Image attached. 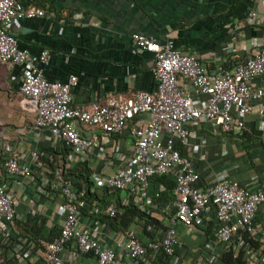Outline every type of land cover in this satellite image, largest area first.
<instances>
[{
  "label": "built area",
  "instance_id": "2783aa9c",
  "mask_svg": "<svg viewBox=\"0 0 264 264\" xmlns=\"http://www.w3.org/2000/svg\"><path fill=\"white\" fill-rule=\"evenodd\" d=\"M46 15L55 16L52 11L47 14L41 8L25 6L21 0H0V64L15 71L10 80L17 85V105L24 114L33 116L31 126L17 128V134L29 132L39 142L46 133L53 148L64 142L69 149L67 160L77 167L89 165L96 154L110 168L109 172L91 169L89 179L98 197L105 190L116 191L122 204L131 203L151 215L159 206L161 192L157 185L151 189L150 179L156 176L173 178L174 197L165 204L169 224L160 236L143 242L134 227L116 230L101 220L99 215L114 217L115 206L91 205L85 190L63 175L64 167L53 172L41 164L38 144L21 153L0 121V247L9 252L3 264H21L34 253L35 261L41 262L42 257L46 264H65L63 255L69 246L73 247V258L91 254L95 264H160L159 257L176 264L183 244L173 223L200 229L212 212L214 242L234 253L242 250L247 264H264V189L246 188L226 169L217 173L213 183L203 184L192 159L181 152L189 143L191 126L201 120L218 132L241 139L247 131L250 102L262 103L257 120L258 127L264 129V87L258 82L264 78V28L253 38L249 55L231 62L242 47L241 40L231 38L211 68L195 54L183 52L170 38L160 41L133 33L135 51L153 55L154 89L77 106L72 104L77 75L70 74L65 81L46 78L50 51L33 54L20 48L12 31L17 20ZM244 24L264 26V14L250 10ZM83 127L97 132L85 133ZM123 133L127 142L115 143L114 136ZM28 186L33 188V196L24 193ZM49 190L62 199L64 217L58 233L51 240L23 235L16 224L22 221L17 214L20 203L36 204L34 197ZM27 213L37 219L34 208ZM259 214L261 232L256 224ZM153 230L152 225L145 226V231ZM111 238L114 246L109 245ZM250 239L258 241L260 248L250 245Z\"/></svg>",
  "mask_w": 264,
  "mask_h": 264
},
{
  "label": "crops",
  "instance_id": "0c3cea01",
  "mask_svg": "<svg viewBox=\"0 0 264 264\" xmlns=\"http://www.w3.org/2000/svg\"><path fill=\"white\" fill-rule=\"evenodd\" d=\"M25 6H34L48 12L41 18H29L14 22L12 31L16 35L20 48L30 53H39L48 49L51 53L49 64L44 75L50 80L65 81L70 74H76L78 84L72 90V104L85 106L91 101H103L111 95L129 96L132 92L151 91L155 87L152 76L153 55L149 52H137L133 47L131 34L140 33L152 36L160 41L172 39L183 52L195 54L201 63L209 68L215 66L223 55L227 42L241 40V50L231 62L241 61L250 54L253 38L261 34L264 26H248L244 24L248 11L255 9L264 14V0H21ZM78 14L79 19L75 18ZM5 70L10 75L15 71ZM11 81V80H10ZM17 91V85L13 81ZM264 87V78L258 80ZM18 94V93H17ZM250 112L246 115V132L237 139L229 134L221 133L209 122H195L190 128L189 143L181 147V152L192 159L201 176L203 184L214 182L217 173L226 168L229 176L249 189H264V129H260L257 120L261 113L260 101L250 102ZM17 128H29L32 115L24 114L17 104ZM3 123V122H2ZM5 123V122H4ZM6 125V126H5ZM5 132L16 142L21 153H25L35 144L40 151L50 147L51 137L44 133L41 140L35 142L32 134H17L16 129L4 124ZM85 133L96 129L83 127ZM114 142L124 145L127 134L114 136ZM243 148L236 150L235 144ZM227 145H230L229 148ZM232 147H234L232 149ZM53 148V147H52ZM238 162V163H236ZM239 164V165H238ZM66 168L75 169L76 164L66 161ZM89 168L109 172L96 154L91 156ZM114 167V166H113ZM24 193L33 196V188L28 186ZM35 203L21 202L17 214L22 221L40 228L36 239L51 240L59 230L64 217L61 209V196L49 190V193L34 197ZM34 208L37 219L28 215V209ZM167 205H159L152 216L169 224ZM26 219V221H24ZM256 224L261 232L263 226L259 214ZM136 229L138 238L146 241V234L139 226ZM178 235L183 231L201 233L205 237V245L210 244L214 253L213 263L220 261L223 248L214 242V212L210 219L200 228H185L180 223H173ZM164 229V228H163ZM156 231L154 237L162 234ZM179 239H181L179 237ZM114 239L108 242L114 246ZM182 242V240H181ZM184 242H182L183 244ZM185 244V243H184ZM183 244V247H184ZM209 246V245H208ZM180 253H185L180 251ZM73 247L64 252L65 264H95L91 254H80L72 257ZM26 259L21 264H46ZM34 257V258H33ZM179 257V256H178ZM9 258L8 250L0 247V260ZM179 259V258H178ZM165 261H169L165 259ZM178 264V261L176 262ZM183 264V263H182Z\"/></svg>",
  "mask_w": 264,
  "mask_h": 264
},
{
  "label": "trees",
  "instance_id": "16d2710c",
  "mask_svg": "<svg viewBox=\"0 0 264 264\" xmlns=\"http://www.w3.org/2000/svg\"><path fill=\"white\" fill-rule=\"evenodd\" d=\"M41 150V149H40ZM69 149L64 142L58 144L55 148L47 147L42 149L40 161L46 168L51 171H55L57 167H64L63 175L70 178L76 186L85 190V197L91 205L99 206L104 208L108 204H113L116 209V215L112 218H108L104 215H99V218L103 221H107L114 229H126L130 225H139L142 230L150 237H154L156 231L163 229V223L157 220L152 215L145 214L140 211L136 206L131 203L122 204L118 192L111 191L108 193L105 190L102 197H98L92 190V182L90 181L91 169L87 164H81L75 169L66 168L65 164ZM151 189L154 185L161 188L160 198L158 200L159 205L169 203L174 197V180L171 176H156L150 179ZM23 235L26 233L32 236L39 235L40 228L35 224L30 225L29 223H16ZM153 226V232L145 231L146 225ZM250 245L254 248H260V243L253 239L248 240ZM222 264H247L243 259L242 250L238 253H234L232 250H223L220 257ZM160 264H169L162 257H159Z\"/></svg>",
  "mask_w": 264,
  "mask_h": 264
},
{
  "label": "rangeland",
  "instance_id": "374dc122",
  "mask_svg": "<svg viewBox=\"0 0 264 264\" xmlns=\"http://www.w3.org/2000/svg\"><path fill=\"white\" fill-rule=\"evenodd\" d=\"M18 94L14 84L5 75V70L0 66V121L3 124L11 126V129H16V118L18 113L15 104H17ZM5 122V123H4ZM6 126V125H5ZM230 145H227L229 148ZM236 150H241L243 146L238 143L234 145ZM234 147H232L233 149ZM238 163V162H236ZM239 165V164H238ZM224 169L229 171L228 167ZM229 173V172H228ZM178 234V233H177ZM179 236V235H178ZM184 242L182 251L178 259V264H212L213 263V251L210 246L205 245V237L201 233H189V231H183L179 236ZM215 264H222L220 261Z\"/></svg>",
  "mask_w": 264,
  "mask_h": 264
}]
</instances>
